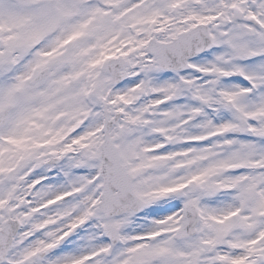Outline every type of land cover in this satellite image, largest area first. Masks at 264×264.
Masks as SVG:
<instances>
[{
  "label": "snow or ice",
  "instance_id": "6c2138e0",
  "mask_svg": "<svg viewBox=\"0 0 264 264\" xmlns=\"http://www.w3.org/2000/svg\"><path fill=\"white\" fill-rule=\"evenodd\" d=\"M0 264H264V0H0Z\"/></svg>",
  "mask_w": 264,
  "mask_h": 264
}]
</instances>
